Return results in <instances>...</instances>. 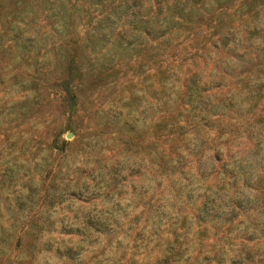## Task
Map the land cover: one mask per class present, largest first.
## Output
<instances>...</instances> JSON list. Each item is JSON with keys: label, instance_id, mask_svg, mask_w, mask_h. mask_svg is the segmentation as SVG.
Returning a JSON list of instances; mask_svg holds the SVG:
<instances>
[{"label": "rangeland", "instance_id": "obj_1", "mask_svg": "<svg viewBox=\"0 0 264 264\" xmlns=\"http://www.w3.org/2000/svg\"><path fill=\"white\" fill-rule=\"evenodd\" d=\"M176 1L0 0V264H259L231 255L264 249V89L223 93V116L197 99L264 84V0H180L171 16ZM219 21L260 63L217 87ZM229 141L262 157L246 156L248 186L232 183Z\"/></svg>", "mask_w": 264, "mask_h": 264}, {"label": "trees", "instance_id": "obj_2", "mask_svg": "<svg viewBox=\"0 0 264 264\" xmlns=\"http://www.w3.org/2000/svg\"><path fill=\"white\" fill-rule=\"evenodd\" d=\"M184 4V5H183ZM186 5L185 2H181L180 0H177L173 7H172V15L174 14H181L184 6ZM115 10V9H114ZM160 11V8H158L157 12ZM138 11H136L137 13ZM132 13H135L134 9H132ZM162 31H165L163 29ZM106 32L103 33L105 35ZM213 34H217L216 39H218L223 46H228L222 53H219L217 55V58L215 59L213 65L210 66V75L216 76V78L210 77V81L214 82V85L217 87L221 85L224 77H231L233 75V71L240 67V69L237 71V75L242 76L246 73L247 70L252 69L254 65L257 63H260L259 54H253L252 52V43L249 39H246L243 36L236 37L235 31L233 30L232 26L227 24H221V21L217 22L215 24V28L213 30ZM119 36H122V33L119 34ZM73 44L76 45V42L74 40ZM132 41V37L127 38L126 42L129 43ZM213 47H217L216 40L212 43ZM206 49V52L210 51V47L202 48L199 52L196 53V64L193 63V66L199 65V62L206 63V52L204 53L203 50ZM70 64L66 67V77L63 79L62 85L64 86L65 93H69V85L68 83L71 82L73 79V76L77 74V76H81V72L78 71L77 67L75 66L74 62L77 61V55L72 53L69 56ZM232 60H235L234 62ZM236 67V68H235ZM80 70V69H79ZM81 71V70H80ZM107 70L106 68L98 70L97 72H93V76H90V84L98 85L100 83H103L107 78ZM194 75V73L192 74ZM191 79V77L189 78ZM239 85H237L238 81H229L226 86L224 85V89L222 90V93L215 97L214 99L204 98V95H200L197 99V102H200L201 105L210 113H219V116H223L227 110H229L230 106L232 105V100L229 99V101H226L227 96L222 95L223 93H227L228 90L232 91L234 88H237L238 91H246L249 94V97L252 98L254 96L262 95L264 84L263 83H257L256 80H254L252 77L249 78V80H246L242 77V79L238 78ZM69 98H74L73 93L69 94ZM217 116V117H219ZM254 124H249V128H252ZM226 152L224 154V157L226 160H224L225 164L230 163V170H228V173L230 176H232V183H235L240 179L239 174L241 173L243 175L242 177V186H248L245 185L247 181H249L251 176V160L247 163L244 162L246 159V156H249L251 159H254L255 163L258 159H262V157H257V151L252 149L251 151H248L247 153H244L242 150L241 154H237V152H240L241 149H235L232 150V143L229 141L228 143H225ZM221 151H214L213 156H215L216 159H219L221 157ZM223 154V153H222ZM262 175H258L256 178L257 183L262 184ZM230 203V216H234V209L238 207L241 204L242 198H234L227 200ZM264 205V202L262 203ZM206 205V203H205ZM214 217V216H212ZM251 227V233L253 234L257 229V224L252 223L250 224ZM262 236L264 237V222L259 223V230H258ZM252 235H248L247 238H250ZM170 252L171 249H168ZM259 251L258 247H255L254 249H251V247L245 248L244 245H241L240 249L233 253L231 255V260L233 262L235 261H241L245 258H251L253 259V254H256V260L259 261V264H264V249L259 251V253H256ZM168 256V255H167ZM166 256V258H167ZM165 258V259H166ZM255 260V259H254Z\"/></svg>", "mask_w": 264, "mask_h": 264}]
</instances>
